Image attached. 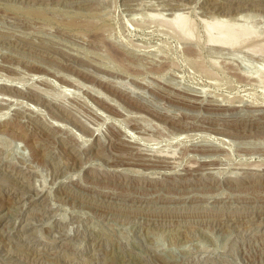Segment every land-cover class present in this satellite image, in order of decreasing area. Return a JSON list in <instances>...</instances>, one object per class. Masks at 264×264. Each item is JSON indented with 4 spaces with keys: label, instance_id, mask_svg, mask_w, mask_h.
<instances>
[{
    "label": "rangeland",
    "instance_id": "374dc122",
    "mask_svg": "<svg viewBox=\"0 0 264 264\" xmlns=\"http://www.w3.org/2000/svg\"><path fill=\"white\" fill-rule=\"evenodd\" d=\"M0 264H264V0H0Z\"/></svg>",
    "mask_w": 264,
    "mask_h": 264
},
{
    "label": "bare ground",
    "instance_id": "6f19581e",
    "mask_svg": "<svg viewBox=\"0 0 264 264\" xmlns=\"http://www.w3.org/2000/svg\"><path fill=\"white\" fill-rule=\"evenodd\" d=\"M172 20H173V22H172L173 24H175L178 28L183 30L186 34L190 35L192 28L190 27V25H189L190 23H189L187 18L181 17L179 14L175 18H173ZM77 21L82 22V20H80V19L76 20V22ZM88 21L90 22V20H87V22ZM72 22L76 23V22H74V19L71 21V23ZM84 22H85V20H84ZM92 23H94V22H92ZM207 25L209 28L208 30H209V34H210L209 36H210L211 40L226 42V43H231V44L232 43L235 44V42L239 41V39H241L245 35H248L252 32V30L249 27L248 28L247 27L237 28L235 26V24H231V23L229 24V23L215 21V22L209 23ZM82 27L87 29V31H88L89 29L93 28V25L89 26V25L85 24ZM79 28H81V27H79ZM96 35H98V34H96ZM99 35H101V34H99ZM113 53H115L117 55V53L114 49H113Z\"/></svg>",
    "mask_w": 264,
    "mask_h": 264
}]
</instances>
